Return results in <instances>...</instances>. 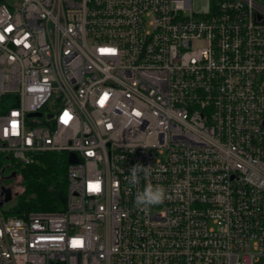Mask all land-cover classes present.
I'll list each match as a JSON object with an SVG mask.
<instances>
[{"label":"built area","instance_id":"2783aa9c","mask_svg":"<svg viewBox=\"0 0 264 264\" xmlns=\"http://www.w3.org/2000/svg\"><path fill=\"white\" fill-rule=\"evenodd\" d=\"M263 1L0 0V154L68 161L62 210L0 205V264H264Z\"/></svg>","mask_w":264,"mask_h":264},{"label":"trees","instance_id":"16d2710c","mask_svg":"<svg viewBox=\"0 0 264 264\" xmlns=\"http://www.w3.org/2000/svg\"><path fill=\"white\" fill-rule=\"evenodd\" d=\"M10 155L0 154V177L8 167ZM12 161V160H11ZM67 158L63 152L49 151L37 154L35 159L17 166L22 190L15 196L9 213L21 215L30 211L62 210L59 195L66 193Z\"/></svg>","mask_w":264,"mask_h":264},{"label":"clouds","instance_id":"9594fccd","mask_svg":"<svg viewBox=\"0 0 264 264\" xmlns=\"http://www.w3.org/2000/svg\"><path fill=\"white\" fill-rule=\"evenodd\" d=\"M151 166L136 164L130 168L129 183L133 186L139 184L141 172L148 174ZM167 198L166 190L162 185L147 184L142 191L136 193L135 207L147 212L151 207L159 205Z\"/></svg>","mask_w":264,"mask_h":264},{"label":"rangeland","instance_id":"374dc122","mask_svg":"<svg viewBox=\"0 0 264 264\" xmlns=\"http://www.w3.org/2000/svg\"><path fill=\"white\" fill-rule=\"evenodd\" d=\"M211 0H192V9L196 12L206 13L209 10ZM264 3V1H263ZM7 163L15 165V163L11 160H7ZM13 170V166L7 167L4 170V177H7L11 171ZM20 175L17 173L15 177L13 178H5L6 182L10 183L11 185V193L12 198L10 201L6 202L3 207L9 208L12 206L14 202L15 196L22 190L20 185ZM15 193H17L15 195Z\"/></svg>","mask_w":264,"mask_h":264},{"label":"water","instance_id":"95a60500","mask_svg":"<svg viewBox=\"0 0 264 264\" xmlns=\"http://www.w3.org/2000/svg\"><path fill=\"white\" fill-rule=\"evenodd\" d=\"M30 115H40L39 112H36V113H31ZM262 126H263V129H264V117H263V120H262ZM74 161V154H70L69 155V162H73ZM15 176V173L14 172H11L7 177L5 178H13ZM4 195L3 199L0 200V205H2L3 203L5 202H8L11 200L12 198V193H11V189L8 188V187H5L3 184L0 185V195ZM17 193H15L16 195ZM59 200L61 201V203H64V195L60 194L59 195Z\"/></svg>","mask_w":264,"mask_h":264},{"label":"flooded vegetation","instance_id":"af4514ba","mask_svg":"<svg viewBox=\"0 0 264 264\" xmlns=\"http://www.w3.org/2000/svg\"><path fill=\"white\" fill-rule=\"evenodd\" d=\"M2 177H4V171H3V173H2ZM2 184H3L5 187H8V188L11 189V185H10V183L6 182L5 177L2 178Z\"/></svg>","mask_w":264,"mask_h":264}]
</instances>
